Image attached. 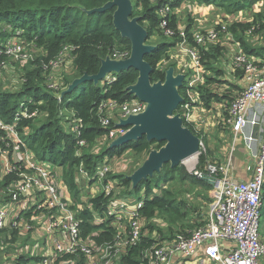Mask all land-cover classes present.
<instances>
[{
    "label": "trees",
    "instance_id": "1",
    "mask_svg": "<svg viewBox=\"0 0 264 264\" xmlns=\"http://www.w3.org/2000/svg\"><path fill=\"white\" fill-rule=\"evenodd\" d=\"M110 1L112 0H0V23L10 29L9 33L4 30L0 31V36L3 39L0 42V47L6 40L18 35L35 47L45 50L47 52L46 63L56 60L65 48H70L76 77L79 78L84 74L95 75L98 73L102 61L111 58L114 53L127 51L130 54V42L116 31L113 24L115 9L93 12ZM191 1L199 5L216 4L230 15L250 9L258 2V0ZM179 3L180 0L175 4L179 5ZM136 12L138 14H135ZM136 16L141 17L140 24L147 31L146 44L149 45L148 42L151 38L163 32L160 29L161 19L158 5L152 4L149 0H135L132 17ZM251 25H239V28L249 32L254 28ZM260 26L264 31V23ZM168 28L174 32V35L169 37L170 42L163 41L156 44L155 49L144 56V60L152 68L151 84L164 82L165 71L161 69V63L171 55L170 51L181 41L179 25L175 17H171ZM231 32L241 43V48L246 54L260 52L261 49L255 50L246 45L234 27L231 28ZM185 33L189 44L193 46L194 42L189 27L185 29ZM200 56L202 62L205 57L209 58L201 52ZM206 66L214 71L209 62L206 63ZM216 74L218 78L223 76L219 72ZM137 78L138 72L129 69L113 75L106 83L84 82L77 85L71 92L66 93L65 91L62 92V95L59 93L58 96L44 85L36 83V79L29 75L27 82L22 85L19 92H0V118L5 122L11 123L20 112H26L28 115L36 114L32 118L19 116L16 130L26 148L33 152L37 160L61 168L60 186L71 210L76 211L80 220L79 237L81 240L88 239L98 246L114 244V235L117 230L112 225V218L107 215V206L111 196L101 193L90 201L89 205L84 206L79 196L78 173L86 174L90 183L94 184L99 180V169L107 166L106 163L109 159L115 156L119 157L127 151L145 158L152 150H159L165 145L163 142L148 141L146 137H141L117 150H109L107 148L109 145H105L106 147L102 148L99 154L94 152L100 140L104 139L109 130L115 127L114 123H110L108 128L101 125L98 112L101 104L108 100L118 104L130 101L134 96L129 93L128 88L136 83ZM212 80L207 79L209 85L210 82L219 84ZM205 86L206 83L203 87L201 86L205 93L200 95L205 104H208L212 98L219 99V96H215ZM179 94L185 100L184 84L179 89ZM179 110L180 107L174 114H177ZM65 111L82 120L83 127L80 130L79 139L71 131L69 122L65 121L62 115ZM37 116L41 119H36ZM62 121L70 127L66 129ZM183 126L189 130L192 128V124L184 122ZM122 129L128 130L125 127ZM79 141H84V145L80 146ZM204 163L202 157L198 168L202 169ZM175 177L183 182L189 181L193 186H199L206 190L212 189L211 185L202 182L191 173H187L181 164L174 168H171L169 163L164 164L159 172L140 181L135 187L127 176H113L116 186L126 189V195L138 196L143 192L142 198L134 199L136 203H143L142 208L138 211L143 218L151 220L160 216L168 223L177 225L183 223L188 214L181 213L172 193L160 187L163 182L174 181ZM15 178L12 175H7L3 184L0 185V189L10 186ZM154 189H157L159 193H155ZM30 217L31 215L26 216L28 221H30ZM199 225L193 224L191 227ZM260 233H264V184ZM15 234L12 232V237ZM155 243L157 242L152 239L142 238L139 244L128 249L119 264H143L141 262L143 252ZM72 258L65 256L64 260ZM36 262H39L38 258L18 255L14 264H34Z\"/></svg>",
    "mask_w": 264,
    "mask_h": 264
},
{
    "label": "built area",
    "instance_id": "2",
    "mask_svg": "<svg viewBox=\"0 0 264 264\" xmlns=\"http://www.w3.org/2000/svg\"><path fill=\"white\" fill-rule=\"evenodd\" d=\"M149 1L158 5L160 29L164 35L173 36L174 32L168 28L173 0ZM254 30L252 28L248 33L251 34ZM191 35L193 46L189 44L183 30L179 32L181 41L175 47L187 57L184 62L186 73L192 70L191 75L184 76L186 98L185 100L182 98L183 102L179 105L181 113L177 114L184 123L192 124L191 130L195 131L191 117L197 98H200L198 88L203 82L200 50L207 43H217L219 31L212 29L204 33L191 32ZM229 38L233 41L230 35ZM9 45L12 51L22 53L15 49L13 43L9 42ZM235 45L237 52L230 62L235 70L242 73V81L245 85L240 92V88L238 89L239 94L229 105V121L233 134L231 150L236 148L237 142H243V148L249 157V166L246 170L249 178L245 181L234 178L231 156L224 165L205 161L202 169L192 168L191 174L198 179L203 174L216 179L211 195L212 202L203 220L191 231L180 232L172 239L157 242L145 250L141 260L143 264H264V242L260 233L264 184V45L261 54H246L239 42ZM65 50L70 51V48ZM129 55L127 51L116 52L110 59L126 60ZM22 59L27 60V56L23 55ZM52 63L54 62H50ZM145 108L146 104L135 97L122 104L110 100L103 102L98 111L101 125L108 128L112 123L107 113L117 111L120 119L114 123L115 127L109 130L108 135L102 140L111 141L124 135L126 131L118 126L119 122L143 113ZM21 115L32 118L36 114L28 115L26 112H20L16 116ZM18 117L11 123L0 118V131L12 135L15 139V151L23 152V157L20 158L23 165H16L0 150L5 175L16 177L11 184L12 187L14 183L16 184L12 194H18V198L14 195L6 203L0 204V230H3L6 222L13 217L16 207L22 205V209L31 215L29 220L38 217L45 219L43 231L53 244L51 254L40 257L39 262L34 264H119L128 249L139 244L144 238L142 232L145 218L138 212L143 203L129 205L128 200L121 199L114 204L109 201L107 215L113 221L128 219L127 226L113 225L117 231L112 246H98L88 239L81 240L80 220L76 211L71 210L60 186L61 168L37 160L33 152L26 148L16 130ZM67 121L71 131L79 139L83 127L82 120L72 114ZM201 140L199 139V146L203 147ZM78 144L82 146L84 141H79ZM101 172H107V166L99 169V177ZM112 187L108 183L105 185L103 192L106 196L110 195ZM23 210L16 212L15 217L20 214L22 218L25 217L26 212ZM26 253V249L20 250L15 254V260L18 255ZM30 254L33 256L37 253L33 250ZM65 256L73 258L64 260Z\"/></svg>",
    "mask_w": 264,
    "mask_h": 264
},
{
    "label": "rangeland",
    "instance_id": "3",
    "mask_svg": "<svg viewBox=\"0 0 264 264\" xmlns=\"http://www.w3.org/2000/svg\"><path fill=\"white\" fill-rule=\"evenodd\" d=\"M130 1L132 2L133 11L135 0ZM174 1H176L175 3L178 2V0ZM175 3L172 7L170 17H175L177 20L179 31H183L188 27L190 28V33L193 32L194 34L204 33L212 29H215L217 32L219 31V41L214 44L207 43L200 50L202 54L204 53L209 58L205 57L202 62L203 82L198 88V93L199 95L205 93L202 87L206 83L205 88L212 91L215 96H219V99L212 98L208 104H205L200 97L197 98V103L193 107L191 121L193 122V126H195V131L190 130V132L200 140L202 139L203 147L199 146L197 154L191 157L193 160L189 158L191 161L186 159L181 162L185 171L191 173L192 168H198L202 157L204 161L221 165H224L228 160L233 141L231 122L229 121V105L245 85L242 81V73L235 70L232 62H230L237 52V46L235 44L238 43L236 36L231 32V28H235L237 34L242 37L244 43L250 48L255 50L261 49L259 52L261 54L264 45V31L260 25L264 23V0H258L252 8L231 15L227 14L216 4L199 5L191 0H180L179 5ZM135 14L138 13L136 12ZM256 18L257 21H255ZM248 24H256L251 25L255 29L251 34L247 30L239 28V25L243 26ZM5 26V24L0 23V31L4 30V32L9 33L10 29ZM229 35L233 41L230 40ZM2 40L0 36V42ZM163 41L170 42V38L161 32L151 38L148 43L149 46H155ZM9 42L13 43L15 49L20 50L22 53L12 51ZM239 44L241 45V43ZM170 54V56L162 61L161 69L165 72L173 70L174 76L191 75L192 70L186 73L184 67V62L187 57L183 56L184 54L176 48H173ZM23 55L27 56V60L22 59ZM46 58L47 52L45 50L28 43L23 37L16 35L6 40L3 46L0 47V92H19L22 85L27 82L29 75L36 79V83L44 85L54 91L58 96L59 93L62 95L65 91H68L69 86L78 79L74 72L70 51L63 50L56 60L50 61L54 62L52 64L50 62L46 63ZM208 62L212 65L211 68L214 71L208 69L206 66ZM218 72L222 73L223 76L218 78L216 74ZM110 78L112 76H108L106 82ZM207 79H213L219 84L210 82L209 85ZM239 88L240 90L238 92ZM178 113H181V109ZM62 115L65 121H67L71 114L65 111ZM107 117H109L112 123H116L120 119V114L115 111L107 113ZM36 119H41V117L37 116ZM63 125L66 129L70 127L66 122H63ZM122 136H118L111 141L100 140L94 152L99 154L101 149L106 147L105 145H110L111 142L116 141ZM14 140V137L9 133L0 131V150L5 153V157L10 162L16 165H23V161L20 159L23 157V152L15 151ZM239 143L235 146L236 148L243 146L242 141ZM147 158L139 157L130 151L123 153L119 157L115 156L108 160L106 163L107 172H101L104 174L101 175L100 173V180L94 184L90 183L86 174L78 173L79 196L83 205H89L90 201L98 197L101 193H104L103 191L107 183L113 186L112 192L108 195L111 196L110 202L114 204L123 199L128 200L129 205L136 203L134 199H137V197L142 198L143 192L138 196L126 195V189L123 187L118 188L113 176L121 175L129 178L142 166ZM1 163H3V160L0 157ZM5 177V173L3 174L0 170V185L3 184L2 182ZM13 185V187L10 185L0 189V201L5 200V202H0V204L6 203L14 195L18 198V194H12L16 184L14 183ZM160 187L171 192L175 202L179 205V211L181 213H187L188 215L183 223L177 225L168 223L160 216H156L151 220L144 219V230L142 234L144 238L152 239L154 242L170 240L179 232L185 233L194 229L195 227H191L193 224H200L208 210V206L212 202L211 195L214 191V186H212L211 190H206L199 186H193L189 181L183 182L178 177H175L174 181L168 180L163 182L160 184ZM154 192L159 193L157 189H154ZM18 211L19 209L16 207L13 217L6 222L3 230H0V264H6L7 258L10 261L15 254L23 249L27 250L25 255L31 256V251L35 247H38L39 244H42L41 252L31 257L40 260V257H46L51 254L53 244L48 240L43 231L45 219L38 217L28 221L26 217L23 216L22 218V214L15 217ZM127 224L128 219H122L121 221L112 220V225L115 227H124ZM182 226L184 227L183 229ZM12 232L16 233L14 237L11 235ZM261 237L264 240V233H261Z\"/></svg>",
    "mask_w": 264,
    "mask_h": 264
},
{
    "label": "water",
    "instance_id": "4",
    "mask_svg": "<svg viewBox=\"0 0 264 264\" xmlns=\"http://www.w3.org/2000/svg\"><path fill=\"white\" fill-rule=\"evenodd\" d=\"M114 8L113 24L116 31L130 42V55L126 60L115 61L107 58L102 61L97 74L82 75L68 88L71 92L77 85L84 82H106L108 76L134 69L138 78L134 85L128 88L139 101L146 104L145 111L139 115L130 116L118 124L128 130L126 133L111 142L108 149L117 150L122 146L146 137L148 141L165 143L159 150H152L147 160L136 170L129 180L135 187L140 181L152 177L159 172L164 164L169 163L171 168L181 164L184 160L198 152L199 139L190 130L183 126V120L174 114L183 102L179 89L183 86L184 76H174L173 70L165 72L164 82L151 84V66L144 60V56L155 49L146 43L148 34L140 24L141 17H132V2L130 0H112L93 12H104ZM200 180L214 186L216 179L203 174Z\"/></svg>",
    "mask_w": 264,
    "mask_h": 264
},
{
    "label": "crops",
    "instance_id": "5",
    "mask_svg": "<svg viewBox=\"0 0 264 264\" xmlns=\"http://www.w3.org/2000/svg\"><path fill=\"white\" fill-rule=\"evenodd\" d=\"M238 144H240V143L237 142L236 145H238ZM229 156H231V160H232V168H233V173L235 175L234 178L238 181L248 180L249 174L246 172V170H247V167L249 166V157H248L245 149L243 148V146H238L234 150L230 149ZM0 170L4 174V163L0 164ZM17 208L19 210H23L22 205H18ZM23 211L26 212L25 213L26 216L30 215V213L27 212L26 210H23ZM41 248H42V244H39V246L35 247V249H33V250L36 251V253H40ZM4 260H6V258H4ZM14 263H15V255H14L13 259H11L10 261L7 258L6 264H14Z\"/></svg>",
    "mask_w": 264,
    "mask_h": 264
},
{
    "label": "bare ground",
    "instance_id": "6",
    "mask_svg": "<svg viewBox=\"0 0 264 264\" xmlns=\"http://www.w3.org/2000/svg\"><path fill=\"white\" fill-rule=\"evenodd\" d=\"M188 159H189V158H188ZM190 159H192V158L190 157ZM190 159H189V160H190ZM192 160H193V159H192ZM190 161H191V160H190ZM190 161H189V162H190ZM189 162H188V165H189Z\"/></svg>",
    "mask_w": 264,
    "mask_h": 264
}]
</instances>
